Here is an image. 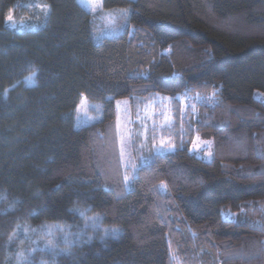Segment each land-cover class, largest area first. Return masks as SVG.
<instances>
[{
  "label": "trees",
  "instance_id": "obj_1",
  "mask_svg": "<svg viewBox=\"0 0 264 264\" xmlns=\"http://www.w3.org/2000/svg\"><path fill=\"white\" fill-rule=\"evenodd\" d=\"M27 1L0 0V189L19 198L0 213V259L67 238L79 200L103 213L88 226L105 245L81 249L84 264H264V0H103L129 24L101 39L77 0H38L37 28H10ZM185 94L194 112L161 132L183 147L137 168L128 191L116 101ZM82 96L100 120L76 128ZM196 135L212 161L190 155Z\"/></svg>",
  "mask_w": 264,
  "mask_h": 264
},
{
  "label": "rangeland",
  "instance_id": "obj_2",
  "mask_svg": "<svg viewBox=\"0 0 264 264\" xmlns=\"http://www.w3.org/2000/svg\"><path fill=\"white\" fill-rule=\"evenodd\" d=\"M77 1L84 10L91 14L96 39L116 35L117 30L114 24L118 18L124 26L129 24V11L126 9L107 11L103 7V0ZM47 10V7H44L38 0L27 1L20 9L9 11L7 24L18 31L33 30L40 24ZM256 97H259V94H256ZM196 101V97L188 94L177 96L174 102L162 95H157L151 100H135L134 104L125 99L116 101L118 149L125 175L130 177V180L125 182L128 191L137 168L150 163L154 155L174 152L183 147L182 135H179V140H174L163 137L161 132L164 128L171 127L173 113H178L182 117L188 110L194 112ZM74 113L76 128L100 120V106L89 103L84 96L79 100ZM168 145L175 147L169 148ZM188 151L190 155L207 162L212 161L214 157L212 141L204 140L198 135L189 144ZM209 153L211 155H208ZM47 235H61V230L52 227Z\"/></svg>",
  "mask_w": 264,
  "mask_h": 264
},
{
  "label": "clouds",
  "instance_id": "obj_3",
  "mask_svg": "<svg viewBox=\"0 0 264 264\" xmlns=\"http://www.w3.org/2000/svg\"><path fill=\"white\" fill-rule=\"evenodd\" d=\"M39 75V68L30 65L29 70L23 77V82L33 81L32 86L38 85L35 78ZM27 86V83H26ZM0 98L7 100V94L0 95ZM19 198L12 196L8 191L0 189V213H10L14 211ZM68 212L77 217L79 223L72 227L65 225L64 231L69 233L67 238L57 240H44L43 247L45 252H36L29 244H24L9 252L2 259L0 264H84V255L81 249L91 247L93 244L105 245L102 231L93 232L89 223L94 215L103 213L91 211V205L81 203L79 200L69 205ZM119 225L108 222L107 217L102 228H116ZM12 240L9 239V246Z\"/></svg>",
  "mask_w": 264,
  "mask_h": 264
},
{
  "label": "snow or ice",
  "instance_id": "obj_4",
  "mask_svg": "<svg viewBox=\"0 0 264 264\" xmlns=\"http://www.w3.org/2000/svg\"><path fill=\"white\" fill-rule=\"evenodd\" d=\"M5 94H7V90L5 91ZM117 104H119V102H117ZM121 135H123V133H121ZM162 144H163V142H162ZM194 146H195V142H194ZM168 147H169V148H174L175 146H174V145H168ZM208 155H211V153H209ZM129 180H130V177H129L128 175H125V176H124V181L127 182V181H129ZM161 187H162V188L164 187L163 182H162V184H161ZM257 226L264 227V225H257ZM9 239H10V241L13 240V236H10Z\"/></svg>",
  "mask_w": 264,
  "mask_h": 264
}]
</instances>
